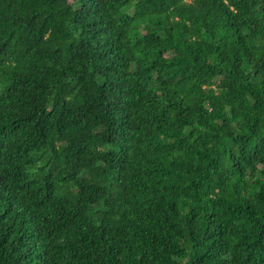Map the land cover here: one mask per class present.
Wrapping results in <instances>:
<instances>
[{
  "label": "trees",
  "instance_id": "obj_1",
  "mask_svg": "<svg viewBox=\"0 0 264 264\" xmlns=\"http://www.w3.org/2000/svg\"><path fill=\"white\" fill-rule=\"evenodd\" d=\"M0 264H264V0H0Z\"/></svg>",
  "mask_w": 264,
  "mask_h": 264
}]
</instances>
